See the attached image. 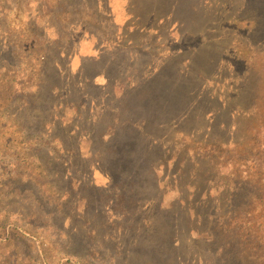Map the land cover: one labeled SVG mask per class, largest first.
<instances>
[{
  "label": "rangeland",
  "instance_id": "1",
  "mask_svg": "<svg viewBox=\"0 0 264 264\" xmlns=\"http://www.w3.org/2000/svg\"><path fill=\"white\" fill-rule=\"evenodd\" d=\"M202 2L184 0L196 10L181 12L196 19L188 32H206L195 36L172 21L134 19L145 20L157 0H0V264H140L141 239L159 229L168 238L176 209L189 233L183 264H258L226 231H236L227 224L237 207L234 150L248 149L251 111L217 123H229L242 94L264 111V0ZM174 57L205 77L194 84L200 118L151 129L155 170L143 173L158 188L141 192L126 186L122 164L92 158L90 148L104 143L91 142L92 132L101 120L96 136L104 134L123 113L125 93ZM89 58L102 63L92 71L96 88L81 72ZM197 223L216 242L195 241Z\"/></svg>",
  "mask_w": 264,
  "mask_h": 264
},
{
  "label": "trees",
  "instance_id": "2",
  "mask_svg": "<svg viewBox=\"0 0 264 264\" xmlns=\"http://www.w3.org/2000/svg\"><path fill=\"white\" fill-rule=\"evenodd\" d=\"M198 1L202 2L203 0ZM206 3L205 1L202 2V7ZM157 5V10L147 15L145 20L139 14H133L134 19L140 24L144 23L143 25H147L148 22L153 20L154 26L159 25V23L165 25L168 21H172V24L178 26L182 35L187 33L191 35L192 33L199 36L206 33L198 30L194 34L186 30V26L194 25L196 19L189 13L181 12L187 8L193 12L196 8L194 6L184 8V0H157ZM179 14L187 17L179 16ZM199 25L203 27L204 20H200ZM207 25L205 24L204 27ZM192 56L191 60H197L198 55L193 54ZM175 58L178 57L163 62L157 73L144 79L133 91L125 93L123 96V113L119 114L118 118L116 117V122L108 126L104 134L96 136L99 129H101L100 126L104 124L101 120L95 123L97 128L92 132L94 137L91 142L96 141L98 137L102 142L104 140V143L93 145L90 148L92 158L102 164H106V162L122 164L126 186L136 184L141 192L150 191L149 188H151L155 193L158 188L155 175L154 179H148L144 177L143 173L147 169V165L151 167V170H149L151 174L155 170L149 161L151 160L150 157L157 154L158 145L154 142L155 138L152 136L151 129L153 127H164V124H168L169 121L177 120L185 124L192 119V116L196 120L200 118L196 112L200 104L196 105L195 102L196 86L194 84L198 79L205 77L199 71L195 73L197 67L193 66V63L186 66V62L181 61L179 63ZM87 62L91 64L90 69L84 66L81 68V72L87 76L85 79L86 84L96 88L98 87L95 82L96 76L92 71L100 69L101 59L89 58ZM248 83L251 82H247V85ZM245 95L242 94L236 98V105L232 113L229 114V123H217L221 127L231 125L234 119L238 117L249 118L250 111V116L253 118L248 119L250 120L247 127L250 136L246 138L248 149L240 151L238 148L240 145L237 144V148L234 150L238 158L236 161L233 159V198L237 207L235 206L233 215L229 218L227 224H230L229 227H233L236 231L232 232L229 228L226 231L230 234L235 233L239 237L233 239H237L236 246L240 241L247 249L242 253H248L250 258L256 260L258 264H264V111L257 108V102L253 104L254 99L250 100V97ZM258 101L263 102L264 105V97ZM254 119L255 124L251 125L250 123ZM213 123L216 126L215 120ZM77 135L80 137L81 134L77 132ZM77 152H80V146H78ZM78 153L75 154L78 155ZM107 167L110 168L111 166L108 165ZM131 170L136 171L131 173L129 172ZM224 189L230 190L229 185H224ZM144 193L141 194V197ZM223 195L221 192L220 196ZM248 197L250 201L251 198L253 199L252 204L247 206L246 209L240 210V205ZM138 201V203H141L149 201V199L143 197ZM171 213L173 214V220L170 221L168 238H160L165 233L163 232L160 235V229L157 233L154 225L153 232L155 231L157 236L153 239H141L139 243L141 251L138 255L140 260L136 259L135 256L140 264H183V258L179 252H184L186 248L182 245L183 239L181 237H189V233H185L184 228L181 227L183 224L180 218L182 212L176 209ZM196 213L195 210H190L189 216L196 215L198 220L202 219V216ZM219 213L223 216L225 210L221 209ZM178 218L181 220H178ZM173 222L174 224H172ZM197 224L198 226L191 230V234L197 237L194 238L195 241L201 239L216 242L217 238L206 232L201 223ZM242 232L245 234H242ZM205 235L210 238H202ZM144 247L145 249H143ZM218 250L225 254L226 248L220 247ZM170 255L171 257L168 258Z\"/></svg>",
  "mask_w": 264,
  "mask_h": 264
}]
</instances>
